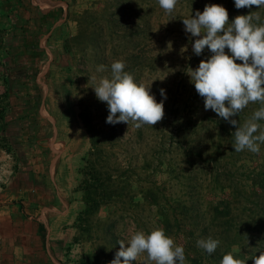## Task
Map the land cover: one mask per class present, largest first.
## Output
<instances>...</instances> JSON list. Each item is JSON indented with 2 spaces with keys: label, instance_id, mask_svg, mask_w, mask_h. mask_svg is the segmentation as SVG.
Listing matches in <instances>:
<instances>
[{
  "label": "rangeland",
  "instance_id": "rangeland-1",
  "mask_svg": "<svg viewBox=\"0 0 264 264\" xmlns=\"http://www.w3.org/2000/svg\"><path fill=\"white\" fill-rule=\"evenodd\" d=\"M62 1L68 4L72 22L50 43L33 55L15 36L8 48L14 103L31 106L30 121L35 125L41 109L47 117L46 137L55 144L52 148L57 149L59 138L66 148L57 177L52 180L44 172L46 177L38 178L35 169L27 181L46 189L49 207L59 208V196L67 203L77 200L79 169L89 147L82 144L81 110L103 129L105 150L108 155L115 153L131 180L117 204L102 206L90 217L87 232L78 233V244L60 245L63 262L110 264L121 239H129L136 230L159 227L183 245L184 264H220L229 251L253 264L252 257L264 251V144L259 153H252L236 152L232 143L238 123L243 125L260 102H250L232 116L236 125L205 110L204 97L187 71L212 53L206 46L196 55L192 50L196 37L186 33L183 25L191 11L194 15L208 4L225 6L231 20L238 10L234 0H177L171 14L158 0ZM239 10L259 12L264 20V8L253 5ZM29 35L39 43L41 33ZM116 60H123L125 70L137 80L146 84L153 80L151 92L157 101L162 98L160 89H165L164 116L153 126L137 128L131 120L128 124L106 122L107 103L97 98L92 86L99 78L111 76ZM99 65L105 66L103 71H97ZM259 123L264 127V120ZM32 209L27 215L37 216ZM76 209L77 205L69 209L67 221ZM208 237L220 241L211 255L197 246L198 239ZM136 264L155 262L141 253Z\"/></svg>",
  "mask_w": 264,
  "mask_h": 264
},
{
  "label": "clouds",
  "instance_id": "clouds-1",
  "mask_svg": "<svg viewBox=\"0 0 264 264\" xmlns=\"http://www.w3.org/2000/svg\"><path fill=\"white\" fill-rule=\"evenodd\" d=\"M162 9L171 14L177 0H158ZM257 6L264 8V0H234V6ZM184 31L196 37L192 50L201 55L205 47L212 53L202 59L198 66L187 71L197 93L204 97L205 110L211 109L225 120L238 114L250 102H260V107L234 132V151L248 150L259 153L264 144V20L261 14L237 15L229 20V13L221 4H208L203 11L196 10L188 18H183ZM227 49V51H226ZM239 61V62H237ZM99 65L97 71H103ZM123 60L111 64V76H104L92 86L97 98L106 102L109 114L106 122L134 121L135 127L154 125L164 116L165 89H160L161 99L157 101L151 92V83H144L126 71ZM92 79H95L93 77ZM121 247L110 264H136L141 253L155 264H184L183 245L166 234L164 228L149 232L136 230L127 240L119 241ZM220 241L212 237L200 238L197 246L209 255L213 254ZM248 259V258H247ZM235 251L222 256L220 264H247ZM253 264H264V251L253 256Z\"/></svg>",
  "mask_w": 264,
  "mask_h": 264
},
{
  "label": "crops",
  "instance_id": "crops-1",
  "mask_svg": "<svg viewBox=\"0 0 264 264\" xmlns=\"http://www.w3.org/2000/svg\"><path fill=\"white\" fill-rule=\"evenodd\" d=\"M67 5L62 0H0V51L5 50L4 58L3 54L0 58V68L4 70L0 71V264H66L61 259L60 245L79 242L74 240L79 233L74 223L84 207L81 192L75 191L77 200L71 203L59 196V208H52L45 204L46 189L27 181L35 169L38 178L46 177L44 172L52 180L55 174L57 177L66 148L61 138L57 149L52 148L55 144L46 137L47 117L41 109L35 125L30 121L31 106L14 103L13 90L9 88L13 73L8 67L12 63L7 53L13 46L12 38L24 40L30 38L31 32L41 33L38 47L50 43L66 23L72 22ZM74 205L77 209L67 221V213ZM30 207L37 216L27 215ZM68 223L70 227L63 228ZM41 226L45 227L44 242Z\"/></svg>",
  "mask_w": 264,
  "mask_h": 264
},
{
  "label": "trees",
  "instance_id": "trees-1",
  "mask_svg": "<svg viewBox=\"0 0 264 264\" xmlns=\"http://www.w3.org/2000/svg\"><path fill=\"white\" fill-rule=\"evenodd\" d=\"M250 12L255 14L254 11L238 9L237 14H234L232 19L237 15L249 14ZM35 41L36 38H31V36L30 38L25 37L21 44L25 49L31 50V54L34 55L39 48ZM43 61V59L38 60L37 65L40 66ZM79 118L84 127L83 134L81 133L83 135L82 144L87 143L89 147L86 155L82 157L83 164L79 169L81 178L75 188L82 194L81 199L84 207L79 211L74 224L79 233H84L88 230L90 217L96 214L102 206L117 204L118 199L129 187L128 182L131 180L126 170L122 169L120 163L117 162L115 153L111 152L112 154L109 153L110 155H108V151L105 150V132L101 127L93 125V117L81 110ZM259 185L263 188L262 184ZM41 228V237L44 242L46 240L45 227L41 226ZM74 240H78V235L74 237Z\"/></svg>",
  "mask_w": 264,
  "mask_h": 264
}]
</instances>
